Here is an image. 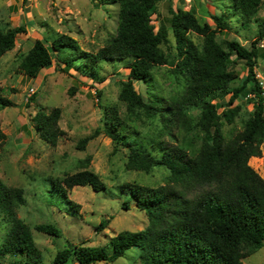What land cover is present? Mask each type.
Returning a JSON list of instances; mask_svg holds the SVG:
<instances>
[{
	"label": "trees",
	"instance_id": "trees-1",
	"mask_svg": "<svg viewBox=\"0 0 264 264\" xmlns=\"http://www.w3.org/2000/svg\"><path fill=\"white\" fill-rule=\"evenodd\" d=\"M100 1L120 9L118 35L107 46L90 53L64 34L36 40L21 70L36 79L55 66L62 72L75 69L93 82L102 83V64H125L129 75L122 84L119 102L127 112L121 117L116 107H108L105 134L129 150V171L150 173L164 168L169 175L166 184L158 187L126 183L118 189L124 210L135 204L146 213V229L121 232L104 247L67 246L57 253L53 264L74 260L78 264L115 262L133 248L141 251L142 264H244V259L264 248V179L249 165L252 158L262 157L264 143V89L256 73L259 60H264L260 45L264 41V22L249 48L236 40L222 44L216 40L229 28L231 15H241L248 24L260 11L263 0H227L233 13L213 16L215 26L200 21L193 8H170L171 18L160 22L158 29L152 24L158 15V0ZM180 2L184 4L185 0ZM25 32L24 27L0 29V58L13 50L17 36ZM190 33L202 37L203 44H195ZM170 34L176 43L174 62L162 49L170 42ZM233 53L235 60L245 62L248 74L241 85L230 90L240 80L231 70ZM162 65L176 66L175 76L184 79V87L169 100L146 102L134 82L153 85L154 69ZM247 90L254 96V111L242 130L227 137L224 127L234 124L241 110L235 103ZM222 93H228L229 100L219 113L214 99ZM12 106L10 99L0 96V107ZM143 114L163 123L151 140L139 131ZM60 117L61 109L55 108L50 113L40 110L33 118L40 137L48 144L56 145L64 134L59 127ZM99 132L83 139L80 148L84 149ZM175 134L182 137L181 142ZM163 136L175 142L165 141ZM85 186L110 193L99 175L84 170L52 180L51 191L46 194L48 202L58 200L77 213L80 205L71 201L67 192ZM25 203L22 189L8 187L0 179V213L11 220L3 250L13 257L11 264H46L30 228L16 216L15 209ZM37 231L56 237L62 234L54 225H40Z\"/></svg>",
	"mask_w": 264,
	"mask_h": 264
},
{
	"label": "rangeland",
	"instance_id": "rangeland-1",
	"mask_svg": "<svg viewBox=\"0 0 264 264\" xmlns=\"http://www.w3.org/2000/svg\"><path fill=\"white\" fill-rule=\"evenodd\" d=\"M228 2L185 0L183 4L180 0H158V15L153 17L152 24L158 29L160 22L168 21L170 8L185 11L193 8L200 21L215 26L213 16L233 13ZM119 15L118 5L101 4L100 0H0V29H26L17 36L13 50L0 58V96L14 103L12 107H0V179L8 187L24 191L26 203L17 207L15 213L30 228L46 264H53L57 253L67 246L104 247L121 232L146 229L149 225L146 213L135 204L130 210H124V200L117 194L118 189L126 183L158 187L166 184L169 175L164 168H156L150 173L129 171V150L116 145L105 134L106 109L116 107L121 117L127 112L126 106L119 102L122 84L129 75L125 64H102L99 71V77L104 78L102 83L93 82L75 69L62 72L55 66L43 71L36 79L21 70L22 61L36 40L57 35H67L76 40L83 51L97 53L118 35ZM262 22L264 0L260 11L248 24L241 15H231L229 28L218 35L216 42L222 44L225 40H236L249 48ZM189 37L195 44H203L199 35L190 33ZM175 45L170 34V42L162 47L173 62L177 59ZM231 58L234 60L231 70L239 75L240 80L233 83L230 90L241 85L248 74L244 61L235 60L234 53ZM175 71L176 66L172 65L156 67L153 85L134 82L135 89L146 102L157 98L169 100L178 95L185 83L184 79L176 78ZM256 73L264 89V60H259ZM32 87L37 89L33 100L27 98ZM228 100V93L214 99L219 113L225 110ZM254 103L249 90L240 96L235 103L241 109L238 117L233 125L224 127L227 137L243 129L244 122L254 111ZM55 108L61 109L59 127L64 134L56 145H51L40 137L33 118L40 110L50 113ZM141 119L139 131L149 140L155 138L163 123L146 114ZM96 131H100L99 134L84 149L80 148V142ZM175 135L181 142L182 137ZM164 140L174 141L170 137ZM261 147L262 157L258 160L252 158L249 165L264 179V143ZM84 170L99 175L110 193H99L89 186L68 190L69 199L80 205L77 213L58 200L48 202L46 194L51 191L52 180H62ZM10 221L0 213V264L14 261L3 250L4 239L11 228ZM105 222L107 224L103 227ZM40 225H54L62 234L56 237L39 232L37 227ZM140 253L139 249L133 248L115 262L94 261L91 264H142ZM243 263L264 264V248L244 259ZM67 264L78 262L74 260Z\"/></svg>",
	"mask_w": 264,
	"mask_h": 264
},
{
	"label": "built area",
	"instance_id": "built-area-1",
	"mask_svg": "<svg viewBox=\"0 0 264 264\" xmlns=\"http://www.w3.org/2000/svg\"><path fill=\"white\" fill-rule=\"evenodd\" d=\"M29 2H32V0H28ZM262 48H264V41L260 44ZM36 90L34 87H32L30 90H29V94L27 95V98H31L35 93H36Z\"/></svg>",
	"mask_w": 264,
	"mask_h": 264
},
{
	"label": "crops",
	"instance_id": "crops-1",
	"mask_svg": "<svg viewBox=\"0 0 264 264\" xmlns=\"http://www.w3.org/2000/svg\"><path fill=\"white\" fill-rule=\"evenodd\" d=\"M254 159H257V158H254ZM258 160V159H257Z\"/></svg>",
	"mask_w": 264,
	"mask_h": 264
},
{
	"label": "bare ground",
	"instance_id": "bare-ground-1",
	"mask_svg": "<svg viewBox=\"0 0 264 264\" xmlns=\"http://www.w3.org/2000/svg\"><path fill=\"white\" fill-rule=\"evenodd\" d=\"M255 160H257V159H255Z\"/></svg>",
	"mask_w": 264,
	"mask_h": 264
}]
</instances>
